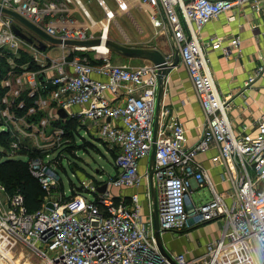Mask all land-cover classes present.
I'll return each mask as SVG.
<instances>
[{
	"label": "built area",
	"instance_id": "2783aa9c",
	"mask_svg": "<svg viewBox=\"0 0 264 264\" xmlns=\"http://www.w3.org/2000/svg\"><path fill=\"white\" fill-rule=\"evenodd\" d=\"M114 1L112 9L106 0H98L104 9L99 18L82 0H0L62 41L58 45L46 42L47 48L59 46L62 51L52 57L47 48L41 50L18 37L12 30L16 20L0 12V69L2 59L9 65L0 71V121L13 134L8 155H19L17 150L25 142L36 145L38 155H49V145L68 140L66 128L53 123L61 119L57 110L64 108L68 116L61 120L77 119L74 133L86 127L104 141L114 154L116 168L104 181H81L82 190L74 195L68 196L65 190L54 195L59 182L56 168L49 159L30 158V170L46 192L43 206L28 211L22 193L7 194L5 201L0 200V232L23 242L44 259L43 264H264V114L252 130L234 128L229 115L232 98L218 88L206 53L208 45L217 48L220 41L204 43L200 36L202 28L222 13L247 3L260 9L264 0ZM131 8L144 11L155 32L166 31L174 48H179L205 116L199 139L192 145L187 144L186 128L177 118L163 121L169 110H160L155 122L157 67L115 63L109 47L98 49L103 40L106 44L110 24ZM74 10L80 11L81 19ZM96 38L100 43L89 46L63 43ZM240 43L238 36L231 40L235 47ZM22 51L29 53L37 69H30V62L18 66ZM262 75L264 58L249 84ZM26 98L32 99L30 106ZM39 111L46 115L32 120L30 116ZM212 150L211 161L224 168L223 180L228 182L223 191H218L207 168L197 160L198 154ZM144 158H148L147 167L140 172ZM146 180L142 198L138 189ZM151 181L157 189L162 235L223 221L220 234L201 245L202 253L171 251L166 246L170 259L161 253L155 239ZM104 184L135 191L128 195L100 192ZM205 187L210 197L197 201L194 192ZM0 189L6 192L3 184ZM85 192L94 193V199ZM49 202L53 208L47 206Z\"/></svg>",
	"mask_w": 264,
	"mask_h": 264
},
{
	"label": "crops",
	"instance_id": "0c3cea01",
	"mask_svg": "<svg viewBox=\"0 0 264 264\" xmlns=\"http://www.w3.org/2000/svg\"><path fill=\"white\" fill-rule=\"evenodd\" d=\"M135 9L136 8H131L129 11L124 14L121 13L117 17H127L131 19L137 25L139 32L143 34V27L137 23L134 13L136 11ZM90 11L99 18L104 15V13L102 14L101 11L99 13L95 11V9ZM73 12L77 18H82L79 10H74ZM145 16L147 17L146 14ZM231 16H233V18H231ZM117 17L115 21L117 20ZM147 31L150 33L147 36L141 35L139 37L131 38L127 36V40L124 42L116 36H114V39H118L122 41V43L128 45L154 46L166 54L174 51V41L171 39L169 33L166 31H162L161 33L151 32L149 25ZM200 36L204 43H211L217 39L220 41V47L214 48L211 45H208L206 47V53L209 58L213 78L218 88L224 96H230L232 98L229 115L234 128L239 131L244 128L248 130L254 129L255 120L260 115L264 114V75L257 77L251 84H249L248 80L249 77L253 75L256 67L262 63L264 58V6L257 9L252 3H247L231 11L222 13L202 28ZM236 36L241 40L238 47L231 44L232 38ZM155 37H157V39H154ZM225 47L228 49V52L224 51ZM115 63H128L137 66L150 64L151 62L143 58L118 57ZM3 69L4 65L2 64L0 71H3ZM107 96L111 100H116V96L112 93H107ZM165 109L169 110V113L164 115L163 121L166 122L170 117L177 118L186 128L187 144L192 145L196 143L205 124V116L199 98L191 83L188 71L181 59L178 65L171 70L164 81V89L160 100V110L164 111ZM214 153L215 150L200 153L197 155V160L207 168L218 191H223L228 187V182L223 180L224 168L211 161V157ZM147 160L148 158L141 160L140 172L146 170ZM147 182L148 181L146 180L138 189L142 198L145 193ZM112 189L118 190L117 193H114L115 195L121 193L128 195L135 191L133 188L117 189L115 187L108 188L106 185V190L112 192ZM7 194V192L0 189V200L5 201L7 199ZM143 212H147L146 207H144ZM192 232L193 231L190 230L187 233H183L181 236L184 238L192 234ZM164 234L170 236L166 238L168 242L172 239H177L178 250L176 249V251L192 249L187 246L184 240L182 242L181 239H178L181 236L176 238L171 233L166 232L163 233V235ZM219 234L220 231L217 234H212L213 236H211L210 239L217 237ZM7 236L3 232H0V244L3 243ZM8 237L11 239L10 241L14 243L15 239L10 236ZM18 242L17 245H19ZM16 249H18V247H16ZM38 257L39 258L35 260L28 254L25 260L23 258L22 263L36 264L35 262L37 261L38 264H43L44 259L40 256ZM29 261H31V263H29ZM15 263L16 261L13 264Z\"/></svg>",
	"mask_w": 264,
	"mask_h": 264
},
{
	"label": "rangeland",
	"instance_id": "374dc122",
	"mask_svg": "<svg viewBox=\"0 0 264 264\" xmlns=\"http://www.w3.org/2000/svg\"><path fill=\"white\" fill-rule=\"evenodd\" d=\"M85 5L93 11L104 13L103 7L99 4L98 0H82ZM108 5L115 9L116 4L114 0H106ZM136 11L135 16L137 19V23L143 27L144 33L141 34L138 30L137 25L129 18L125 17H117L116 21H113L111 24V31L109 33V38H120L123 42L128 36L131 37H139V36H147L150 34L148 30V25L151 28V32H155V28L151 26L148 17L145 16V12L140 9H135ZM124 14V13H123ZM154 39H157L155 37ZM118 40V39H116ZM118 40V41H120ZM121 41V42H122ZM126 44V43H124ZM128 45V44H127ZM47 53L50 54L52 57H57L62 52L59 46H52L46 49ZM112 61L115 62L119 56L116 52L112 53ZM52 109V110H51ZM49 110L53 111V107H49ZM78 124V123H77ZM5 125L0 124V132L5 131ZM78 132L75 133V136L67 135L68 137L64 139L61 145L51 144L48 146V150L46 152L49 155H37L42 158L49 159V163H51L57 170L59 175V182L58 185L55 187L53 194L58 195L61 191L65 190L67 195L69 196L73 191H81L80 187L81 181H86V183H98L100 181H104L108 179L109 176H113L116 173V168L114 166V158L112 151L108 150V145L98 139L97 137L93 136L86 127L78 128ZM9 141L12 140L13 134H9ZM3 137L0 135V144L4 143ZM29 149H37L36 145L29 144ZM0 150H4L5 152L12 153L10 149V142L9 148H3L0 145ZM19 152V150H17ZM2 154H4L2 152ZM0 161L4 160L6 156L0 155ZM18 155H7V157H17ZM23 156V155H22ZM24 157V156H23ZM18 158V157H17ZM2 171H0V184H4L5 182L1 180ZM113 193H117L118 190L112 189ZM75 192L72 194L74 195ZM89 199H94V193H84ZM123 194V193H121ZM194 198L198 201V199L202 196H206L207 198L210 197V190L209 188L205 187L200 189V192H194ZM223 221H215L206 225L198 226V229H191L192 234L183 238V233H174L175 237L181 239V241L187 244L189 248L194 250V253H202L203 248L201 245L204 244L208 239L213 236L212 234H217L223 228ZM7 236V235H6ZM167 237H170L168 234L163 235V241L165 246L170 249L171 251L178 250L177 246V239H172L170 242L166 240ZM186 239V240H185ZM11 240V239H10ZM10 240L5 237V240L2 244H8L10 247L8 251H6V247L1 248L0 251V264H13L15 261L17 264H23L24 260L27 258L28 254L33 259H38L39 257L37 254H34L27 246L18 241H14V244L9 245ZM17 242L19 245H17ZM0 244V245H2ZM18 247V249H16ZM180 249V248H179ZM5 253L4 255L2 253ZM13 252V253H11ZM25 255H23V254ZM197 253V254H198ZM13 261V262H12ZM15 263V264H16ZM38 264V262H35Z\"/></svg>",
	"mask_w": 264,
	"mask_h": 264
},
{
	"label": "water",
	"instance_id": "95a60500",
	"mask_svg": "<svg viewBox=\"0 0 264 264\" xmlns=\"http://www.w3.org/2000/svg\"><path fill=\"white\" fill-rule=\"evenodd\" d=\"M0 12L7 14L13 17L16 21L12 24L13 32L23 39L24 41L28 42L29 44H33L37 48L41 50H45L47 48V43L50 42L52 44H61L62 41L59 38L53 37L49 35L46 31L42 28L38 27L27 18L22 16L16 10L11 8L5 7L0 4ZM27 30L23 29L24 27ZM29 30V31H28ZM63 43L68 45H81V46H89L100 43V39H88V40H66ZM106 44L109 47L112 53L116 52L121 57L127 58H143L149 60L153 65L157 67L158 78L160 81V87L158 92V102H157V112H156V119L155 122H158V115L160 111V100L164 89V81L167 78L168 74L171 70L176 67L180 61V51L178 47L174 48L173 58L170 59L166 54L162 52L157 47H149V46H134V45H127L118 41L114 38H109L106 40ZM40 78L43 79V74L40 75ZM57 113L60 117L65 118L68 116V112L64 108H59ZM155 158V147L153 146L152 152L150 154V162L153 163ZM152 178V172L150 174ZM106 190V184L102 185L99 188L100 192H104ZM151 190L153 194V201H154V209H153V220H154V228H155V239L158 245L159 250L161 253L170 259L166 247L163 241V235L160 230L159 226V210H158V203H157V189L153 181H151ZM47 206L53 208V204L51 202L47 203Z\"/></svg>",
	"mask_w": 264,
	"mask_h": 264
},
{
	"label": "trees",
	"instance_id": "16d2710c",
	"mask_svg": "<svg viewBox=\"0 0 264 264\" xmlns=\"http://www.w3.org/2000/svg\"><path fill=\"white\" fill-rule=\"evenodd\" d=\"M31 57L29 53L22 51V55L16 59L18 66L24 63H29ZM2 64L5 67H9L6 59H2ZM30 69H37L38 65L34 62H30L28 64ZM17 70L20 71L21 68L17 67ZM24 94L23 96H25ZM32 104L31 98H26V106H30ZM45 112L39 111L38 113L30 116V118L34 121L40 120ZM61 119H63L61 117ZM61 119L53 120L54 125H63L68 131L67 135L75 136V129L77 127V119H65L64 121ZM0 124L2 122L0 121ZM9 134L7 131H1L0 135L3 137L4 143L0 144L3 148H9ZM29 143H21V149H19V155L15 157H7L8 152L4 150H0V155L6 156L4 160L0 161V171H2L1 180L5 183L3 184L6 188V192L9 195L13 193L20 192L24 195L25 198V206L28 211H35L43 206L44 197L46 192L42 189L41 184L38 179L32 174L29 163L30 158L35 157L39 154V152L35 149L28 148ZM2 152L4 154H2ZM28 154V155H26ZM24 157H23V156ZM2 157V156H0ZM27 157V158H25ZM114 157V154H113ZM79 187V186H77ZM75 192V191H73ZM72 192V193H73ZM75 194V193H74Z\"/></svg>",
	"mask_w": 264,
	"mask_h": 264
},
{
	"label": "bare ground",
	"instance_id": "6f19581e",
	"mask_svg": "<svg viewBox=\"0 0 264 264\" xmlns=\"http://www.w3.org/2000/svg\"><path fill=\"white\" fill-rule=\"evenodd\" d=\"M108 36L109 35H107V37H106V39L108 38ZM98 49L100 50V51H106L107 50V48H108V46H107V44H105V40H103L100 44H98ZM5 234V233H4ZM6 238H8L9 240H10V238L7 236ZM14 241V240H13ZM11 243H12V241H10L9 242V245H11ZM12 244H14V243H12ZM4 247H6V251H8V249L11 247H9L8 246V244H2V245H0V251H1V248H4ZM2 253V252H1ZM6 253V252H5ZM5 253H2L3 255L5 254ZM29 263H31V261H29Z\"/></svg>",
	"mask_w": 264,
	"mask_h": 264
}]
</instances>
